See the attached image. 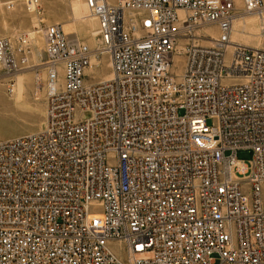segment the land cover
Returning a JSON list of instances; mask_svg holds the SVG:
<instances>
[{
  "label": "built area",
  "instance_id": "2783aa9c",
  "mask_svg": "<svg viewBox=\"0 0 264 264\" xmlns=\"http://www.w3.org/2000/svg\"><path fill=\"white\" fill-rule=\"evenodd\" d=\"M23 1L47 119L0 140V264H264V48L233 39L236 1L85 0L95 50ZM34 39L0 37L9 90Z\"/></svg>",
  "mask_w": 264,
  "mask_h": 264
},
{
  "label": "rangeland",
  "instance_id": "374dc122",
  "mask_svg": "<svg viewBox=\"0 0 264 264\" xmlns=\"http://www.w3.org/2000/svg\"><path fill=\"white\" fill-rule=\"evenodd\" d=\"M11 1H14L15 6L8 8ZM109 1L115 3L118 0ZM235 1L237 8L243 9L241 1ZM41 3L47 24H62L67 34L87 43L93 49L98 48L100 38L98 34L93 35V30L98 29V21L86 7L85 0H41ZM32 8L29 9L23 0H0V37L13 36L18 32H34L36 36L28 67L15 74L14 93L8 91L6 78L0 77V140L31 134L40 131L46 125L47 97L43 87L39 88L37 85V73L43 79L41 82L47 77V69L42 64L45 43L42 33L36 32L39 17ZM256 17L242 13V17L236 18L234 28L238 19L248 23L249 28L241 36L234 33L237 41L250 46L264 45V33ZM216 28L215 26L210 28L208 31L210 36L206 34L205 29L198 31V42L209 44L210 37H217L219 33ZM101 66L106 72L110 70L109 58L106 55L102 56ZM238 157L250 160L252 154L247 150H241Z\"/></svg>",
  "mask_w": 264,
  "mask_h": 264
},
{
  "label": "bare ground",
  "instance_id": "6f19581e",
  "mask_svg": "<svg viewBox=\"0 0 264 264\" xmlns=\"http://www.w3.org/2000/svg\"><path fill=\"white\" fill-rule=\"evenodd\" d=\"M241 1V4L243 5V3H242V0H240ZM10 3V2H9ZM85 5H86V3H85ZM86 7H87V5H86ZM88 8V7H87ZM240 9L238 8V12H237V14H236V16H235V21H236V18L237 17H242V13H245V14H252L253 16H256V14H254V13H251V12H247V11H245L244 9H241L240 11H239ZM257 18V17H256ZM234 21V22H235ZM257 21H258V19H257ZM87 24H89V23H87ZM258 24H260V23H258ZM212 27H214V26H205L204 27V29H205V31H206V34L207 35H209L210 36V34H209V32L208 31H210L211 29L210 28H212ZM235 27L236 28H234V33L236 32V34L238 35V36H241L242 34H244V32L246 31V29H249L248 28V23H244L243 21H240L239 19H238V21H237V23H236V25H235ZM216 28V27H215ZM217 29V28H216ZM260 29V28H259ZM36 32H40V31H36ZM234 33H233V39L234 40H236L237 41V39H235L234 38ZM95 34H98V29H97V31L95 30H93V35H95ZM31 35L34 37V38H36V36L34 35V32H31ZM98 36H99V34H98ZM206 37V36H205ZM211 39L210 40H212V39H214V38H216V36L214 37V36H211L210 37ZM36 41V39L35 40H33V42H35ZM208 42H210V41H208ZM100 43H101V40H100ZM99 46H100V44H99ZM99 46H98V48H99ZM254 47H259V48H264V45H259V46H254ZM98 48H95V49H98ZM93 49V48H92ZM94 49V50H95ZM99 56H100V54H99ZM102 61V57L99 59L98 58V62H101ZM96 62H97V59H96ZM103 69H104V67H103ZM16 74V73H15ZM15 74H14V77H13V79H14V86H13V88L11 89V90H9L8 89V91L10 92V93H14V91H15V88H16V83H15ZM111 76V73L109 72V71H107L106 72V74H105V77L106 78H109ZM39 77V78H38ZM43 79L41 78V76H40V74L39 73H37V85H38V87L40 88L41 87V81H42Z\"/></svg>",
  "mask_w": 264,
  "mask_h": 264
}]
</instances>
